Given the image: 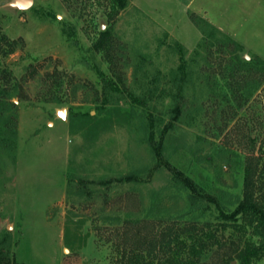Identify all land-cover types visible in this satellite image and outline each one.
I'll use <instances>...</instances> for the list:
<instances>
[{"label":"rangeland","instance_id":"obj_1","mask_svg":"<svg viewBox=\"0 0 264 264\" xmlns=\"http://www.w3.org/2000/svg\"><path fill=\"white\" fill-rule=\"evenodd\" d=\"M254 2L131 0L112 23L95 4L75 19L62 0H0V30L21 42L0 61L9 75L0 80L9 90L0 122L10 119L14 129L6 136L14 144H0V264H116L124 220L201 223L213 220L216 204L234 208L243 135L259 134L250 130L252 112L264 118ZM201 6L230 34L208 23ZM33 8L56 19H40ZM61 22L73 26V38ZM107 28L123 84L104 102L97 70L107 75L108 66L91 45ZM236 58L250 71L232 76ZM55 71L60 89L43 80ZM241 74L251 78L244 86ZM149 115L156 141L164 131L161 162L149 143Z\"/></svg>","mask_w":264,"mask_h":264},{"label":"trees","instance_id":"obj_2","mask_svg":"<svg viewBox=\"0 0 264 264\" xmlns=\"http://www.w3.org/2000/svg\"><path fill=\"white\" fill-rule=\"evenodd\" d=\"M67 7L77 11L75 19L82 16V12L89 6L95 4L103 10L107 21H115L120 12L126 9L131 0H62ZM33 13L40 19H56V15L51 10L43 8L34 9ZM61 33L67 38L74 37V28L61 22ZM206 24V23H205ZM67 25L69 29H67ZM207 25V24H206ZM20 40L9 38L0 30V61L6 59L20 45ZM180 49L181 47L177 45ZM92 51L101 55L102 60L108 66L107 75L97 70L103 83L104 102L110 92L120 93L118 84H123L119 75V68L114 62L116 46L110 29L98 31L97 37L91 45ZM115 55V56H114ZM231 63L232 76L237 72H249L247 63L244 60L234 59ZM261 74L256 80L257 85L264 82V63L258 62ZM1 64V62H0ZM184 59L180 56L181 71L180 84L177 89V97L180 98L181 87L184 83L183 72ZM28 69H31L29 66ZM56 72V71H55ZM110 72V73H108ZM0 80L8 82V74L0 70ZM112 74V75H110ZM116 77V81L113 78ZM231 75V74H230ZM243 86L251 80L248 75L241 74ZM49 87L60 89L63 84V76L57 71L56 74L46 73L43 75ZM48 81V82H47ZM1 85L3 83H0ZM0 85V107L5 105L9 90ZM5 86V84H4ZM242 86V87H243ZM136 104L145 105V102L133 97ZM176 110V114L179 113ZM259 112V111H258ZM251 118L255 125L250 130H258L255 138L252 133L245 134V147L247 154L243 160L241 196L234 208H222L216 204L213 220L199 221H132L122 222V232L118 233V241L115 244L119 258L116 264H264V137L255 148L257 137L264 136L263 114L252 112ZM148 117L147 133L149 143L154 150L158 161H162L161 139L164 131L160 133V140L156 141L154 135L156 127ZM11 123V124H10ZM12 125L10 119L4 124L0 122V144L11 147L14 142L11 138H6L8 128ZM247 129V123L243 125ZM11 134L14 129L11 128ZM187 180L186 178H183ZM191 188L193 183L187 180ZM203 197V194L196 195Z\"/></svg>","mask_w":264,"mask_h":264},{"label":"crops","instance_id":"obj_3","mask_svg":"<svg viewBox=\"0 0 264 264\" xmlns=\"http://www.w3.org/2000/svg\"><path fill=\"white\" fill-rule=\"evenodd\" d=\"M197 12L199 14L203 15L207 19V22L210 23V21L207 18V15H206L207 11L204 10V7L201 6L197 10ZM222 13L224 14L225 11H222ZM228 13L235 14V13L230 12V11ZM228 13H225V16L223 14H221V16L228 18V17H230ZM253 18H254V21H255V23L257 24V27H258L257 30H255L256 37L259 38L260 42H262L264 40V0H256V2H254ZM210 24H212V26L215 27L218 31L230 34L229 31H227V29H225L221 25L213 24V23H210ZM238 42H240L243 46L247 47L240 40H238ZM253 49L260 52L259 53V57L260 58L262 56L264 58V45H261V46L259 45L258 48L256 47V48H253ZM262 60H264V59H262Z\"/></svg>","mask_w":264,"mask_h":264},{"label":"water","instance_id":"obj_4","mask_svg":"<svg viewBox=\"0 0 264 264\" xmlns=\"http://www.w3.org/2000/svg\"><path fill=\"white\" fill-rule=\"evenodd\" d=\"M28 5H29V2H28V1H24V2L21 3V6H22V7H27ZM59 115H60V116L63 115V114H62V111H59ZM232 264H233V262H232Z\"/></svg>","mask_w":264,"mask_h":264}]
</instances>
